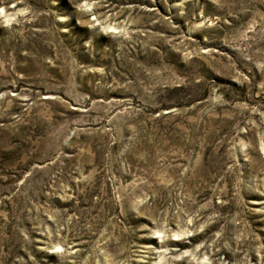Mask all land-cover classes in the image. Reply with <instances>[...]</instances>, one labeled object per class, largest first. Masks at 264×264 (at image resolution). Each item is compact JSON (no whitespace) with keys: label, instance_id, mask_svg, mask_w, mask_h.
Segmentation results:
<instances>
[{"label":"rangeland","instance_id":"374dc122","mask_svg":"<svg viewBox=\"0 0 264 264\" xmlns=\"http://www.w3.org/2000/svg\"><path fill=\"white\" fill-rule=\"evenodd\" d=\"M0 264H264V0H0Z\"/></svg>","mask_w":264,"mask_h":264}]
</instances>
